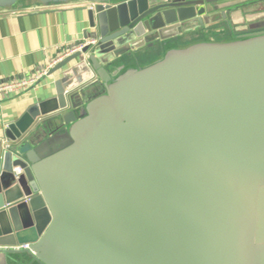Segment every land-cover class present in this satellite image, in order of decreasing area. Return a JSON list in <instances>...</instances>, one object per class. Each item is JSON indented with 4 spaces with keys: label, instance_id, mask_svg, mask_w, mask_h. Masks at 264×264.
<instances>
[{
    "label": "water",
    "instance_id": "1",
    "mask_svg": "<svg viewBox=\"0 0 264 264\" xmlns=\"http://www.w3.org/2000/svg\"><path fill=\"white\" fill-rule=\"evenodd\" d=\"M240 2L0 0L86 4L95 42L4 129L0 264H264V0Z\"/></svg>",
    "mask_w": 264,
    "mask_h": 264
},
{
    "label": "crops",
    "instance_id": "2",
    "mask_svg": "<svg viewBox=\"0 0 264 264\" xmlns=\"http://www.w3.org/2000/svg\"><path fill=\"white\" fill-rule=\"evenodd\" d=\"M88 9L86 4H72L0 10V84L29 78L70 47L89 40ZM153 55L154 51L144 54L143 61ZM52 89V80L44 76L34 87L0 100V150L7 125L50 97Z\"/></svg>",
    "mask_w": 264,
    "mask_h": 264
},
{
    "label": "built area",
    "instance_id": "3",
    "mask_svg": "<svg viewBox=\"0 0 264 264\" xmlns=\"http://www.w3.org/2000/svg\"><path fill=\"white\" fill-rule=\"evenodd\" d=\"M95 42L91 40H87L84 43H78L69 49H67L62 55L58 56L55 60H53L51 63L45 65L42 69L35 72L31 77L26 79H21L18 81H11L7 83L0 84V100L4 97L18 94L26 89H29L31 87H34L37 82L40 80V78L47 76L48 72L60 61L65 59L66 57H69L79 51H82V49L86 46L93 45Z\"/></svg>",
    "mask_w": 264,
    "mask_h": 264
},
{
    "label": "rangeland",
    "instance_id": "4",
    "mask_svg": "<svg viewBox=\"0 0 264 264\" xmlns=\"http://www.w3.org/2000/svg\"><path fill=\"white\" fill-rule=\"evenodd\" d=\"M232 1H236V2L241 1L240 3H243V1H246V0H232ZM261 9H264V4L242 9L243 10L242 13L254 14L255 12H258V10H261Z\"/></svg>",
    "mask_w": 264,
    "mask_h": 264
}]
</instances>
